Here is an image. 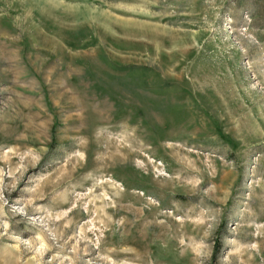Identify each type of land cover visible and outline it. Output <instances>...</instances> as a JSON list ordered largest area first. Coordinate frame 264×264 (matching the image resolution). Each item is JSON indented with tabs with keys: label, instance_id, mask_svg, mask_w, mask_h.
I'll return each instance as SVG.
<instances>
[{
	"label": "rangeland",
	"instance_id": "rangeland-1",
	"mask_svg": "<svg viewBox=\"0 0 264 264\" xmlns=\"http://www.w3.org/2000/svg\"><path fill=\"white\" fill-rule=\"evenodd\" d=\"M0 264H264V0H0Z\"/></svg>",
	"mask_w": 264,
	"mask_h": 264
}]
</instances>
